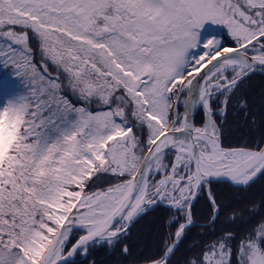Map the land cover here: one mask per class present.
<instances>
[{"label": "snow or ice", "instance_id": "obj_1", "mask_svg": "<svg viewBox=\"0 0 264 264\" xmlns=\"http://www.w3.org/2000/svg\"><path fill=\"white\" fill-rule=\"evenodd\" d=\"M257 71L264 0H0V264L129 255L157 208L171 216L141 264H264V216L215 235L212 189L264 178V137L226 143L220 123ZM201 198L211 234L174 259L209 226Z\"/></svg>", "mask_w": 264, "mask_h": 264}, {"label": "trees", "instance_id": "obj_2", "mask_svg": "<svg viewBox=\"0 0 264 264\" xmlns=\"http://www.w3.org/2000/svg\"><path fill=\"white\" fill-rule=\"evenodd\" d=\"M242 91L248 96L249 108L245 112L231 107L220 121L226 143L256 141L264 137V74L257 71L242 86ZM195 119L200 122L202 115L197 112ZM212 189L218 196V203L224 209L223 214L215 222V235H219L222 231H245L249 227L244 223L245 220L255 222L260 216H264V178L257 179L246 190L234 188L225 183H214ZM253 206L257 207L255 210H250ZM194 211V220L198 222V225H209L205 223L209 221L211 208L206 199L201 198L196 203ZM233 212L238 214L234 221L230 219ZM170 216L171 213H166L163 208H157L138 220L132 227L130 236L124 241L130 250L129 255H124L120 246L113 250L105 245L90 249L86 259L82 257L79 259H82V264H93V261L95 264H140L141 256L148 255L154 250ZM211 227V225L193 227L174 259L193 255V252L188 250L189 245L206 239L211 234ZM202 232L204 236L200 235ZM181 264H183L182 259Z\"/></svg>", "mask_w": 264, "mask_h": 264}, {"label": "water", "instance_id": "obj_3", "mask_svg": "<svg viewBox=\"0 0 264 264\" xmlns=\"http://www.w3.org/2000/svg\"><path fill=\"white\" fill-rule=\"evenodd\" d=\"M196 223L198 224V222L196 221ZM205 224H209V221L207 222V223H205ZM141 264V263H140Z\"/></svg>", "mask_w": 264, "mask_h": 264}, {"label": "rangeland", "instance_id": "obj_4", "mask_svg": "<svg viewBox=\"0 0 264 264\" xmlns=\"http://www.w3.org/2000/svg\"><path fill=\"white\" fill-rule=\"evenodd\" d=\"M226 38V37H225Z\"/></svg>", "mask_w": 264, "mask_h": 264}]
</instances>
